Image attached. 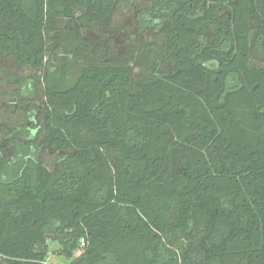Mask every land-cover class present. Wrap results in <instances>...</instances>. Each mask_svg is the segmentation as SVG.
Instances as JSON below:
<instances>
[{"label": "trees", "instance_id": "1", "mask_svg": "<svg viewBox=\"0 0 264 264\" xmlns=\"http://www.w3.org/2000/svg\"><path fill=\"white\" fill-rule=\"evenodd\" d=\"M1 88L0 264H264V0H0Z\"/></svg>", "mask_w": 264, "mask_h": 264}, {"label": "rangeland", "instance_id": "2", "mask_svg": "<svg viewBox=\"0 0 264 264\" xmlns=\"http://www.w3.org/2000/svg\"><path fill=\"white\" fill-rule=\"evenodd\" d=\"M148 36H150V34H148ZM116 48L119 50V47L116 46ZM6 65V70H12L13 67L11 66H7L8 64L4 63ZM1 90H6L5 88H1L0 89V101L4 100L6 102H10L13 94L9 91V93H6V96L3 95V92ZM4 110H6V106L3 107V111H1L2 116L0 117V121L2 119H8L9 121V125H16L20 122L23 121V114L21 112H19L15 117L14 116H10V112L9 110H6V113H4ZM52 158H50L49 156L47 157V161L51 162ZM58 231V229L56 230ZM49 234V238L47 240V244H48V262L50 264H69L70 261L74 260L75 258H77L80 253L81 250L80 249H75L74 251H72L71 256H66V254L64 253L65 250V246L63 245L62 241L58 240V239H54L55 234L53 233V230H49L48 232Z\"/></svg>", "mask_w": 264, "mask_h": 264}, {"label": "built area", "instance_id": "3", "mask_svg": "<svg viewBox=\"0 0 264 264\" xmlns=\"http://www.w3.org/2000/svg\"><path fill=\"white\" fill-rule=\"evenodd\" d=\"M81 246H85V244H86V239H85V237H83V238H81Z\"/></svg>", "mask_w": 264, "mask_h": 264}]
</instances>
